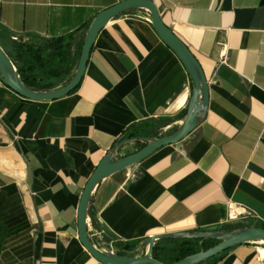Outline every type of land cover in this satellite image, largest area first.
Here are the masks:
<instances>
[{"label": "crops", "instance_id": "crops-1", "mask_svg": "<svg viewBox=\"0 0 264 264\" xmlns=\"http://www.w3.org/2000/svg\"><path fill=\"white\" fill-rule=\"evenodd\" d=\"M119 1L0 0V46L17 67V42L40 45L90 26ZM153 1L201 63L209 98L185 138L93 190L88 234L113 252L147 239L146 251L162 233L264 227V0ZM86 65L80 84L54 100L24 97L0 78V264H104L78 234L88 176L107 153L115 157L133 121H184L193 79L145 8L111 17ZM193 264H264V240Z\"/></svg>", "mask_w": 264, "mask_h": 264}, {"label": "water", "instance_id": "water-1", "mask_svg": "<svg viewBox=\"0 0 264 264\" xmlns=\"http://www.w3.org/2000/svg\"><path fill=\"white\" fill-rule=\"evenodd\" d=\"M145 8L152 20L153 26L156 29L158 35L163 41L175 51L182 63L185 64L187 71L193 79L194 88L190 102L188 104V110L181 126L172 133L159 136L146 144L143 147L132 151L119 158H114L111 154H106L100 162L96 165V168L88 176L87 182L81 192V198L78 205V234L84 247L87 251L104 264H193L218 254L223 250H226L233 245L244 243L251 240H264V227L260 226H246V228L226 232L218 233L214 230H203L202 232L191 233V236H203L210 235L214 237H221V240L207 248L204 251H199L189 254L184 258H181L173 263L160 261L152 256V249L156 239L160 238H174L182 233H162L158 236H150L149 247L144 255H122L115 252L105 251L98 248L91 240L88 234V204L91 199V194L95 187L99 184L101 179L108 176L115 171L128 168L131 164L136 163L144 158V156L152 153L158 147L163 145L172 144L186 137L198 124V116L200 112L206 108V104L209 98L208 80L205 77L201 63L198 62L194 53L183 41L166 25L160 15L159 7L153 0H122L111 6L99 11L97 16L91 21L89 28L85 34V40L81 49V55L77 62V69L69 82L56 87L55 89L45 91H35L24 85L21 81L17 67L14 66L12 59L4 52L0 46V78L11 89L24 97H29L35 100H54L58 97L69 94L70 91L75 89L84 75L86 69V63L90 57L91 49L97 39L98 32L108 23L111 17L124 13L129 9ZM188 235V236H189Z\"/></svg>", "mask_w": 264, "mask_h": 264}, {"label": "trees", "instance_id": "trees-1", "mask_svg": "<svg viewBox=\"0 0 264 264\" xmlns=\"http://www.w3.org/2000/svg\"><path fill=\"white\" fill-rule=\"evenodd\" d=\"M89 26L76 28L68 33L54 37L53 39L32 45L27 42H17L16 46L20 50V64L17 66L18 74L24 85L35 91H45L52 89V83L49 81L55 76L69 75L76 67L81 55V49L85 40V34ZM72 75L69 77V79ZM69 79L67 82H69ZM169 124L163 121L161 117L143 118V120L133 121L118 136L112 151H117L114 158L122 157L120 150L129 144H134L136 151L143 147L147 142L165 135L164 127ZM178 129L174 128L173 131ZM172 131V132H173ZM120 143L118 146L117 144ZM131 151V152H132ZM130 153V152H129ZM127 153V154H129ZM243 226L236 224L232 227H223L217 230L218 233H226L241 230ZM197 233L193 231L184 232L174 238L162 239L177 241L175 247L154 244L152 256L158 260L173 263L181 258L189 256L191 253L204 251L217 244L221 237L210 235L191 236L189 234ZM189 235V236H188ZM148 240H133L131 242L117 243L116 253L122 255H144Z\"/></svg>", "mask_w": 264, "mask_h": 264}, {"label": "rangeland", "instance_id": "rangeland-1", "mask_svg": "<svg viewBox=\"0 0 264 264\" xmlns=\"http://www.w3.org/2000/svg\"><path fill=\"white\" fill-rule=\"evenodd\" d=\"M69 77L62 76L60 79H56L55 82H53V83L51 82V83H52V85H55V83L56 84H64V83H67ZM174 128L175 127L171 128V125L170 126H166V127H164L162 132L165 133V134H169V133H172ZM134 149H135V145L134 144H130L129 147L126 148V151L129 152V151L134 150ZM161 243H163L167 247H175V245L178 244L177 241L174 242V241H171V240H162Z\"/></svg>", "mask_w": 264, "mask_h": 264}, {"label": "built area", "instance_id": "built-area-1", "mask_svg": "<svg viewBox=\"0 0 264 264\" xmlns=\"http://www.w3.org/2000/svg\"><path fill=\"white\" fill-rule=\"evenodd\" d=\"M237 216V212H235V211H231V213H230V217L232 218V217H236ZM102 250L104 249L105 251H110V252H113L112 250H109V249H107L106 247H103V248H101Z\"/></svg>", "mask_w": 264, "mask_h": 264}]
</instances>
